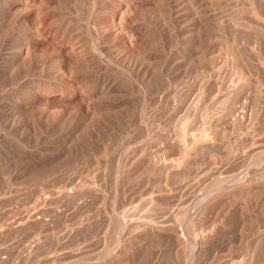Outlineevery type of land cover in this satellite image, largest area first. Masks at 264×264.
Masks as SVG:
<instances>
[{"label":"rangeland","instance_id":"1","mask_svg":"<svg viewBox=\"0 0 264 264\" xmlns=\"http://www.w3.org/2000/svg\"><path fill=\"white\" fill-rule=\"evenodd\" d=\"M263 7L0 0V264H264Z\"/></svg>","mask_w":264,"mask_h":264},{"label":"bare ground","instance_id":"2","mask_svg":"<svg viewBox=\"0 0 264 264\" xmlns=\"http://www.w3.org/2000/svg\"><path fill=\"white\" fill-rule=\"evenodd\" d=\"M262 3V2H261ZM262 5V4H260ZM28 7V6H27ZM37 8V7H36ZM258 8V7H257ZM264 8V7H263ZM261 9V8H260ZM264 10V9H263ZM36 11V10H35ZM117 24V23H116ZM140 35V34H139ZM118 55H116L117 57ZM131 59V58H130ZM122 64V63H121ZM127 64V63H126ZM132 72V71H131ZM245 115L241 116V121L245 119ZM247 187L248 189L251 187V184H245V183H238L232 188V191H235L238 188H243ZM247 189V190H248ZM145 236L148 237H154L158 239H163V240H170L174 245H179L182 243L183 238L182 235L179 234L175 229L172 227H168L166 225H149L148 227L145 228ZM144 236V237H145ZM145 237V238H146ZM149 239V238H148ZM169 241V242H170ZM199 244V243H198ZM196 242L193 243L194 248H193V257H196L200 253V245H198ZM118 264H121L118 263ZM153 264V263H152Z\"/></svg>","mask_w":264,"mask_h":264}]
</instances>
